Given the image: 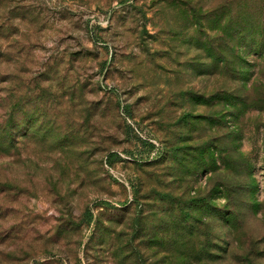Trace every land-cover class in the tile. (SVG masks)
Here are the masks:
<instances>
[{"label":"rangeland","instance_id":"374dc122","mask_svg":"<svg viewBox=\"0 0 264 264\" xmlns=\"http://www.w3.org/2000/svg\"><path fill=\"white\" fill-rule=\"evenodd\" d=\"M0 264H264V0H0Z\"/></svg>","mask_w":264,"mask_h":264},{"label":"trees","instance_id":"16d2710c","mask_svg":"<svg viewBox=\"0 0 264 264\" xmlns=\"http://www.w3.org/2000/svg\"><path fill=\"white\" fill-rule=\"evenodd\" d=\"M8 121L5 124V135L1 138L2 142H6L7 139L11 141H17V137L20 135V131L23 133V137H26L30 132H32L35 128L34 124L27 122H23L22 124V130L20 128V124L17 123V121L12 117V112L10 116L7 119ZM3 129V131H4Z\"/></svg>","mask_w":264,"mask_h":264}]
</instances>
